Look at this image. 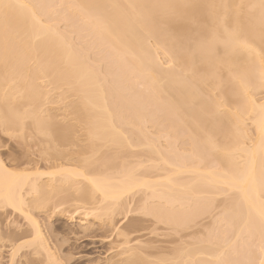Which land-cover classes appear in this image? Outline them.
Wrapping results in <instances>:
<instances>
[{
  "label": "bare ground",
  "instance_id": "bare-ground-1",
  "mask_svg": "<svg viewBox=\"0 0 264 264\" xmlns=\"http://www.w3.org/2000/svg\"><path fill=\"white\" fill-rule=\"evenodd\" d=\"M72 2V5L74 4L79 10L78 14H83L81 17L84 18V21L89 19L87 20L88 22L90 21L89 23L85 22L88 24V28L91 26L90 31L93 28L92 30L95 31V34L99 32L101 35L98 33L97 36L100 35L104 41L101 40L100 36L99 39L112 51L117 52V58L120 56L121 60H117L121 61L119 63L120 68L121 71L125 72H122L123 75L127 74V79L131 76L136 81H140L143 84V90L146 83V91H144L147 94L148 91L149 94H152V96L149 95L151 96L150 99L153 96V101L157 98V105L162 104V107L165 106V111L167 108L169 112L171 111L170 113L166 112L168 115H175L176 117L172 116V118H178L177 121L180 120L188 126L194 134H191L193 138L194 136H200L197 142L202 141V143H198L199 146L201 144L203 148L204 146L206 148L207 145L213 144V140H210L212 134L215 135L212 136L213 139L216 137L218 141H221L218 145H211L212 148L207 146L210 150L217 151V153L214 151V154L219 153L216 155L217 157L219 156V159H215V166L212 163L211 167L214 168L208 165L209 168L204 171L205 167L203 169L204 172L200 170L202 173L198 171L199 169L195 170L202 174L201 177L198 173L200 177L198 176L197 180L199 182L197 183L200 186L201 183L205 186L204 188L207 189L206 193L212 190L209 193L213 195V191L217 190L218 194L223 196H229L230 194L232 199L229 198L231 202L229 203L234 208V214L238 222L236 234L247 226L245 231L250 232L249 234L256 239L255 241L253 239V242L259 243V245L257 244L259 256L257 255L258 258H255V261H258L256 264H264V98L261 100L255 98L258 94L264 93V0H72ZM41 11L36 9L29 0H0V122L4 128L3 131L6 130V133L9 132L10 134L11 132V134L13 133L12 135L16 133V135L20 136L19 138L23 136L24 139L25 135H28L29 138L35 136L33 141H36V138L38 139L39 137L41 141L38 139L40 142L38 140L37 142H45L43 146L45 149L47 148L44 150L41 147L42 150L40 149V152L45 153V156L44 154V157H41V155L39 157L38 155L37 157L42 159L40 161L34 159V161H38L36 164L28 158L32 161L31 165L41 166V169L38 166L37 168L39 169L37 170L33 168L34 166L31 167V171L27 169L28 161H30L28 159H26L28 160L26 163H24L26 160L22 161L23 158L17 159L23 163L21 161L16 162V159L8 163L9 160L7 159L8 166L4 164V160L0 159V210L5 209L6 211L8 209L6 212L9 211L11 214L18 216L20 214L22 218L23 216L25 217L23 218L25 220H23L19 216L21 220H27L29 221L27 223L30 224L33 223V227L32 225L29 226L30 230L33 228L31 230L33 234L30 236L32 238H29L28 241H26L27 239L16 241L19 244L16 243L14 245L19 235L16 238H14L16 235L14 237L9 236L12 237L11 240L7 235L0 234L1 239L3 236L9 239V243L6 242L7 244L14 240L11 243L13 245H9L11 246L9 256L12 258L26 247L27 249L31 247L32 249H30L34 250L36 254L37 252L33 248H36V246L42 248L44 246V240L40 242L42 235L37 227L38 223L36 224L37 221H34L31 215L33 212L31 211L35 210V208L36 210L39 209L37 206L39 207L41 204L44 205L39 210L41 208L45 209L46 207L44 208V206L45 204L47 206L49 199L51 203L52 199L58 198V192L61 191L59 198H62V200L66 199L67 192L70 195L71 191H74V193H77H75V196L79 195L78 193L80 192V198L76 196V198L78 197L77 200L73 196L74 194H71L72 198L74 197L75 199L73 201L79 202V199H81L84 201L83 204L86 205L94 202V204H90L93 207L91 206L87 209L88 211L93 209L92 212L96 211L93 216H95V213L99 216L98 211L105 212L106 210V215L108 214L107 210L112 212L110 205L115 211L117 207L118 209L124 207L126 201L124 205L122 202L127 193L133 189L136 190L137 186L139 187L140 185L142 188L145 185L149 189L152 186L151 182L159 183L160 180L158 178V180L148 181V179L143 180L140 178L141 181H139L138 178L129 177L131 175L135 177L131 174V171L128 172L129 175L126 172L127 174L125 175L127 177L125 175L123 177L122 174V178L116 176L118 179L120 177L119 180L115 178V175L112 177V174L106 172V174L101 173L103 176L98 178L96 175L99 173L97 171L99 169H95L94 161L89 163L88 153L86 155L84 152L85 155H79L78 153L75 154L74 149L67 148L69 145L73 147L76 142L78 143L76 146H80V142L75 139L79 135L77 131H74L73 126L75 125L72 123L69 125L65 123V120V124L58 122V119L56 120L53 116L50 117L51 115L47 109L43 107V97L46 92L42 90L43 86L41 87L42 84L40 85V83L44 79H49L51 83L48 82L55 88L67 86L66 91L70 89L69 92L76 95L77 102H74L75 105H71V111L74 114V118L76 115L79 117L76 116L79 120L78 123L80 121L84 123L88 141H86V146L91 145L90 148L94 147V149L102 143V146L105 144L106 146L108 144H118L117 146L119 147L122 144H126L127 135L124 133L126 129L125 131L123 130L129 126L128 115H124L126 122L122 123V125L124 124L122 130L115 124L120 121L117 120L115 122L116 119H121L119 117L116 118V116H119L117 115L119 110L118 112L116 110L119 107L116 108L115 104L117 106L121 104L122 107L126 106L125 108L128 106L131 109L134 107L133 110L137 109L138 112H141L140 108L142 105L139 104L142 101L139 104L135 101L131 102L132 105L135 102L138 107L135 105L133 107L129 106L131 103H127V101L130 100L125 95L121 99L122 101L126 99L124 100L125 106L122 102L118 104L115 99L108 101V98L114 97L111 93L117 94L116 98L121 95L120 87H118L120 93L114 86L113 88L117 92L116 90L112 92V82L110 80L106 81V78H103L106 84L103 81L104 83L102 82L101 85L100 81H97L99 79H96L95 71L93 72L92 68L85 63H81L77 53L71 50L70 46L68 47L67 42V45L64 44L66 41L65 37L61 33L62 36L58 34L59 31H56L57 29L54 26L45 23L41 19ZM151 38L154 40L153 43L157 45L155 47L152 45L154 49L150 45H145L148 43L147 39L151 41ZM145 46L147 50L151 47L152 53V50H154L153 58L151 57L152 53L150 50L147 51ZM156 47H162L164 52L165 50L168 52L165 53L170 56V62L174 65H172L171 73L170 69L165 71V69L160 70L163 68L157 67L160 63H157L156 59L154 60L156 58L154 57ZM144 50L146 51L144 52ZM146 52H149L150 56H145ZM148 57L149 59L151 58V61H148ZM152 60L155 65L158 64L154 66L155 68L150 66L154 65ZM126 61L128 65L125 64ZM148 63L151 64L148 66ZM130 68L135 72L129 71ZM163 72L170 74L165 75ZM123 75H119V78L122 81H126V76ZM60 88L57 89L60 90ZM123 96L121 95V97ZM114 100L115 104H113ZM160 100H162V103H160ZM111 104L112 107L110 106ZM110 108L113 109L111 110ZM43 109L48 112V115L43 113ZM120 112L119 114H122ZM138 112L136 115L140 114L141 116L142 113L138 114ZM171 115H169V119H171ZM137 116L136 119L138 120H134L135 124L143 121V118L141 120ZM129 118L131 119L130 116ZM77 119L75 120L77 121ZM113 119L115 120L113 121ZM130 121L133 123V119ZM246 121L250 122L253 129L252 132L247 131L249 134H245L247 129L251 130L245 126ZM173 122L175 121L170 122L171 125L173 124L171 127L175 128L176 124L179 125L176 122L174 125ZM182 124L180 123V125ZM245 127L246 129H243ZM75 128L77 130V127ZM212 129L215 131L212 132ZM216 129L220 134L217 133ZM22 133H25V135ZM250 133H253L252 136ZM29 134L33 136L30 137ZM218 135H222L221 139H219L220 136ZM209 140L212 143H209ZM73 141H76L74 142L75 144H70ZM96 144L97 146H95ZM202 144L205 145L203 146ZM82 145L84 144L82 143ZM215 146H218V148H214ZM48 147L51 150L50 153ZM82 149L80 151H83ZM71 150L74 151L72 152ZM68 151H71L73 156L75 154L74 157L77 159L78 155L81 158L85 156V158L83 157L85 159L84 162H82L83 159H78L80 161L79 164L76 161L77 159H70L73 156ZM81 153L84 154L83 152ZM68 158L70 161L67 163ZM87 158L89 159L88 162ZM71 160L76 161V165H70L71 163L69 162H72ZM108 162L110 161L105 160L106 164ZM168 162H166V165H168ZM81 163L84 165L81 166ZM22 164L27 167L28 171L23 166L22 168L20 167ZM25 164L27 165L25 166ZM78 164L79 166H77ZM88 164L94 167L88 169ZM108 164L110 165V163ZM91 165L88 166L90 167ZM9 166L13 167V169L15 168V170L8 169ZM17 166L23 171L19 170V172H16V170L18 171ZM74 166L82 167L78 170L83 169L85 166V173H83L84 169L83 171H78L73 168ZM43 167L52 171L39 172L44 169ZM176 167H174L176 170L175 174H181L180 171H182L183 166L180 167L181 169L179 168L180 170ZM45 169L44 171H46ZM92 169L98 173H91ZM86 171L88 172L86 173ZM92 174H95V177ZM175 174L169 173L170 177L166 176L160 180L163 183H161L163 188H168L165 189V196L170 195L169 193L167 194L169 186L170 190L175 187V189L178 188L177 190H185L194 186V184H190V187L186 186V188L184 184L178 183V181H175L176 177L173 176ZM212 188L216 189L213 190ZM62 193H66L64 194L65 196ZM216 194L214 193V195ZM95 196L97 199H95ZM170 197L168 196V198ZM27 200L31 201V203L27 202ZM45 201L46 203H44ZM119 202L123 206L120 207ZM117 204L118 206L116 207ZM157 209H152L153 214L160 211H156ZM154 211L156 212L154 213ZM102 212L100 213L105 215ZM87 214L89 213L87 212ZM163 217L168 219V216ZM172 220L177 222L174 218ZM18 228V230L20 228L22 230L23 227L18 226ZM28 231L27 234L25 233L27 237H29ZM10 234L14 235L13 232ZM20 236L23 235L20 233ZM6 237L2 240H6ZM20 238L24 239L26 237ZM2 244L5 247L4 242ZM21 254L22 252L20 257ZM23 254L22 257L24 256ZM213 255L209 254L212 259ZM216 257L214 259L222 261L220 256L217 257L219 259ZM136 259H138V262L141 260L139 258ZM29 262L26 264H29ZM36 262V264H39V261ZM142 262H139V264H142Z\"/></svg>",
  "mask_w": 264,
  "mask_h": 264
},
{
  "label": "rangeland",
  "instance_id": "rangeland-1",
  "mask_svg": "<svg viewBox=\"0 0 264 264\" xmlns=\"http://www.w3.org/2000/svg\"><path fill=\"white\" fill-rule=\"evenodd\" d=\"M29 2L36 9L40 11L42 10L41 19H43L45 23H48L49 25L54 26L57 29L56 31H59V33L56 32L55 29L54 31L58 34L61 33L65 37L66 41L64 42V44H66L67 42L68 47L70 46L72 48L71 50L77 53L78 57L80 58L79 60L81 61V63L82 64L85 63L87 66L92 68L93 72L95 71L94 74L97 75L95 76L97 77L96 79H99L97 81H100L99 82L100 84L103 81L105 82V80L106 81L110 80V82H112L111 83L112 92L116 90L114 88H117L118 92L120 89L121 95L127 96L126 97L127 99L129 98L128 100L130 101H127V103L128 102L131 103L132 101H135L139 104L142 101V103L139 104V105H142L141 107L142 109L140 108L141 112L140 111L138 112L136 109L138 105L135 102H133V105L131 103V105L129 106H132V107L134 105L137 106L135 108L136 110H133L134 107L132 109L130 107L129 109L128 106L127 108H125L126 103L124 102V100L126 99H124L123 101L121 100L122 98H124V96L121 97V95H119L118 96L119 98L118 97L116 98L117 94L111 93V95H114L115 98L114 97L110 99L108 98V101L111 99H115L118 104L122 102L125 106V107H122L121 104L120 106H117L114 100L113 104L116 105V108L119 107L116 109L117 112L118 110L119 112L121 110L120 113L122 114H119L118 112L117 115L119 116H116V115L115 116L116 118L119 117L121 119H116V120L113 119V121L115 120L116 122L117 120H120L119 122H116V123L114 122V123L118 127L122 128V130H123V125H124V124L122 125V123L126 122L125 116L126 114L128 115L127 120H129L128 121L129 126L124 128L123 130L125 131L126 129L124 133H126L127 135V136L125 135L127 142L126 144L120 145L121 147L117 146L118 144L117 145L108 144L107 146L106 144L102 146L103 143L98 146L96 144L95 146L97 147L94 149V147L90 148L91 145L86 146L88 141L86 137L87 133L84 130V123H82L81 121L78 123L79 121L77 119L78 116L76 115L77 117L75 116L74 118V114L71 111L72 110L71 105H73L74 102H77L76 101L77 97H75L76 95L71 94L69 92L70 89L69 90L67 89L66 91L67 86L64 88H60V87L55 88V86H52L50 84L51 82L49 81V79L47 80L44 79L45 81L43 80V82L40 83V85L42 84L41 87L43 86L42 90L46 92V94H44L45 96L43 97V101H44V104H42L44 105L43 107L47 109V111L51 115L50 117L52 116L55 117L56 120L58 119V122L60 121L61 123L62 122L64 123V120H65L66 121L65 123L69 125L70 123H72L73 125H75L73 126L71 124V126L74 127V131H77V134L79 135L78 137H75V139L78 140V142H80L79 143L80 148L76 146V144H78L76 141H73L70 143V144H75L74 142H76V144L73 147L72 145H69L67 146V148L74 149L75 151L74 150H71V151L72 152L74 151L75 154L78 153L79 155H85V153L87 155L88 153L87 156L89 157L90 160L87 158L86 159L87 162L88 160H89V163H93L94 161L95 164L93 165H95V169L96 170L97 168L99 169L97 170L99 171V173L96 172V170L94 171L93 169L91 170L92 171L91 173H95V172H96L95 174L98 173L97 174L98 176L96 175V177L98 178L102 177L105 172L108 174L109 173L112 174V177L115 175V178H117L118 176H120L121 178L122 176L127 177V175L125 174L131 171L132 172L131 174L135 176V177H133L132 175L129 176L131 178H135V179L138 178L139 181H141V179L143 180L148 179V181L149 180L154 181V180H158V178H160L161 180V178L164 179L166 176L170 177L169 173L170 174L176 173V170L174 167L177 166L176 168L179 169L180 167L183 166L182 169L180 168L182 170L180 171L181 174L177 173L173 175L176 177V180L175 179L174 180L178 181V183L184 184L185 187L189 186L190 184H194V186L193 188H189L185 190H177L178 188L175 189L176 187L174 189L171 188L172 190H170V186H169L170 192L167 191V194L169 193L170 195L168 196H171V197L168 198V196H165L166 195L165 189H168V188H163V185H162L163 183L160 182V180H159V183L157 181H155L157 183L151 182L152 186L149 184L148 181H146L147 184H149L153 189L150 186L149 187L151 189L150 188L148 189L146 188L145 185L144 187L141 188V186L139 185V187L138 186L136 187V190L133 189L132 191L127 193L126 197L124 196L125 197V199L123 198L124 201L123 202L121 201L123 205H124V202L126 201L125 206L122 207L123 209L122 208L118 209L117 206L119 203H120L119 204L120 207L123 206L121 205L122 203L119 202L116 205L117 207L116 211L113 210V207H111L110 205V209L112 208V212H109L107 210V213L109 215L108 214L106 215V210L105 212L98 211L99 216L97 213H95V216H93L94 215L93 213L96 212V211L92 212L93 209L92 210L90 209L91 212H89L90 210L88 211V209L92 206L90 204L91 203L94 204V202H91V203L85 202L89 204V205H86V204H83L84 201L81 199H79L81 202L78 200L80 203L77 201H76L77 203L73 201L75 200L74 197L76 198V196L80 198L79 195L81 193L79 191H78L79 195H76V196H75L76 192L74 193V191H71L74 194L73 198L71 196L72 193L70 191H69V193H71L70 195H68V192L67 194L62 193L63 195L66 194L67 196L65 199L63 195L61 194L65 200L64 199L62 200V198H59L60 196L59 194L61 192L60 191L57 193L58 195L56 194L58 198L52 199L51 203L49 202L50 201L49 199L48 201L49 203L47 202V206L46 204L44 206V208L46 207L45 209L41 208V210H39L40 207L44 205V204H41L39 207L37 206V208H39L37 209L38 211L36 210V208L35 210H33L34 209L33 208L31 209L33 210L31 212L33 213L31 214V212H29L33 216L34 221L35 222L37 221L36 224L38 223L37 224L38 226L37 225L36 226L38 227L42 235L40 242L44 240L45 243L42 242L44 246L42 248L36 246V248L38 247L37 248L38 250L40 249L39 251L35 247L33 248L38 253V254L36 253L37 255L35 254L34 250H33L34 252L31 250L32 249L31 247H30L31 249L30 248L27 249L26 247L25 248L26 250L24 249L22 251H19L18 254L15 255V257L13 256V258L9 256L11 252L10 251L11 246L9 245L14 240L11 241L12 237H9V236L14 237L16 235L14 237L16 238L17 235H19L18 236L19 239L16 238L14 245H16L18 240L21 241V240L27 239L26 241H28L29 238H32L30 236L33 234L31 231L33 228L30 230L29 226H31L33 223L32 224L27 223L29 222L27 220L23 221L25 220L23 219L25 217L23 216L22 218V215L20 214L19 216L23 220H21L19 216L16 214H13V213L11 214L9 211L6 212L8 209H6V211L5 209L4 210L1 209L0 210V215H1L0 216V234L3 233V235H7L9 239L11 238L10 240L11 243L7 244L6 242L9 243V239L6 236L2 235L3 236L2 239H4L5 237L8 239V240L7 239L2 240L1 235H0L1 244L2 242H4V244L6 243L5 247H3L4 246L3 244H2L3 246L0 244L1 246L0 247V264H10L11 260H12L11 264H21V262L22 264H26L27 262H29V260L31 262V263L29 262V264H32V262L33 264H36L37 263L36 261H39L38 262L39 264H139V262L141 263L142 260H143L142 264H205L206 262L210 264V261H211V264H215V263L217 264H225V263L226 264H238V263L239 264H256L258 262L255 260L258 258L257 255L259 254V251H258L259 249L257 248L259 243L253 242V239L254 241L256 239L252 237L251 234H249L250 232L248 233V231H245V229L247 230V226H245L246 228L243 229L241 232L236 234L238 222L234 214V208L230 204L231 203L229 200V198L231 197L230 194L229 196H226V195L223 196L222 194H218L217 190L216 191L214 190L216 188H212L214 190L213 195H212L209 193L212 190L206 193L205 191H207V189L204 188L205 186H203L201 182H200L201 186L199 185V183H197L199 182V180L197 179L200 174L198 171L200 170L203 171V169L206 167L204 169L205 171L206 169L209 168L208 165H210L211 167L215 159L217 158L219 159V156L218 157L216 156L219 153L214 154L215 152L217 153V151L215 150L212 151L209 148H212V146L214 145H218V143L221 141H218L216 137L215 139H213L212 136L214 134H212V136H210V140L211 139L213 140L212 141L213 144H210V145L206 144L207 146H211V145L212 146L209 148H207L206 146L205 148L204 146L205 144L204 145L202 144L204 146L203 148L201 144L200 146L198 144V143H202V141L197 142V140L200 139L199 138L200 136L199 137L194 136L193 138L194 134L192 133L191 129L188 126H186L182 121L180 120L177 121L178 118H175V119L172 118L173 115L169 114L171 115L170 116L171 119H169V115L168 113H166L169 111L167 107H166L167 110L166 111L164 110V107H165L164 103H163L164 107L161 106L162 104L157 105L158 104V102L156 103L157 98L156 100H154L155 101L154 102L153 101L154 96L153 98H151L152 99L151 100L150 97L152 96V94H149V91H148V94L147 92H145L146 91L145 82H143L145 83V86H144L145 91H144L143 84L140 81L138 80L136 81L131 76L129 79H127V74L123 75L122 72L124 71H121L120 64H119L121 61L119 62L117 60V59L121 60L120 56H118L117 58V55H118L116 54L117 52L114 50L112 51V49L108 48L102 42L104 40H102L100 36L101 34L99 32L98 33L100 34L99 36L102 41L99 39V36H97L98 33L96 34L94 33L95 31L92 30L93 28L90 31L91 26L90 28H88L89 26L87 24L90 22V21L89 22L87 21L89 19L85 18L87 19L85 20L87 21V23L84 21V18L81 17L83 16V14L82 13H80L81 15L78 14L79 10L78 8L74 6V4L72 5V3H74L72 2V0H29ZM148 39L147 41L149 44L145 42L147 43L145 45L146 46L150 45L154 49V47L157 45L153 43L154 40L152 38H151V41H149ZM151 47H149V50ZM156 48H155L156 50H155V56H154L156 58H154V60L156 59V62L160 63L161 67L158 64H157L158 66L155 65L154 64L155 62L153 60L152 62L154 65L153 66L150 65V66L151 67L157 66L159 68H163L160 70L165 69V71L169 69L171 70L174 65L170 62L171 60V58L169 59L170 56L166 54L168 52L165 50L166 52L165 53L162 47L161 48L156 47ZM146 50H144V52ZM152 51L154 53V50ZM148 53L146 52L145 56L147 55L150 56V54ZM153 53L151 54L152 58H153L152 55H154ZM122 59L124 60V58ZM147 59L148 61L149 60L151 61V58L149 59L148 57ZM125 64L128 65L127 61L125 62ZM125 64L123 65L125 66ZM149 64L151 63H148V66ZM130 69L129 71H133L132 69L131 70ZM157 71H159V69H157ZM134 72L135 71H133V73ZM171 72L172 70L170 71V73ZM129 73L131 74V72ZM164 73L165 72H163V74ZM121 74L123 76H126V79H127L126 81H122L121 78H119V75ZM168 74L165 73V75H168ZM103 78H106V79L103 80ZM118 87L120 88L118 89ZM57 88H60V90ZM147 95L148 96L151 95V96L148 97ZM255 98L257 100H261L262 98H264V93L258 94ZM160 103H162V100H160ZM110 106L112 107V104ZM123 108L127 110L129 109V110L128 111L126 110L127 111L126 112L124 111L125 109L123 110ZM110 109L112 110L113 108H110ZM114 110H115V106H114ZM114 110L113 112L115 113L116 110L115 111ZM44 111L46 110L43 109V113L48 115V112L46 111L47 112L46 113ZM134 111L136 112L134 113ZM137 112L138 114L142 113L141 116L140 114L138 116L141 120L143 118V121L142 122L136 121L137 123L135 124L134 120H138L136 119ZM129 116L131 117V119L129 118ZM173 117H176V116L174 115ZM75 119H77V121ZM132 119H133L134 124L132 123V121H130ZM172 119L175 122L177 121L176 123H179V125H177L175 122H173L174 125L175 124L177 125V126L176 125L174 126L175 128L171 127L173 125V124L172 125L170 124V122L173 121ZM180 123L181 124L183 123V124L180 125ZM245 123H246L245 126L251 130L247 129L246 133L245 132L244 133L249 134L247 133V131L252 132L253 130L252 126L250 125L249 121H246ZM125 125L127 124L125 123ZM75 127H77V130H75L76 129ZM246 127L243 129H246ZM3 130L4 128L2 127L1 122H0V159L6 162V163L4 162L6 166H8L7 164L8 160H9L8 163L11 160L14 161L15 159H16V162L17 161L20 162L21 160L20 161L17 160L20 158L21 159L23 158L22 161L28 158H30L33 161L34 159L40 161V159L42 158L39 159L37 156L38 155L39 157L40 155L41 157L45 156V153H42V151L40 152V149L42 150L41 147H43L44 150H46L47 148L45 149V147L43 146V144L45 145V142H41L42 145L41 143L37 142L39 137L38 139L36 138V141H33L35 140L34 138L35 136H33L32 134L31 136H33V138L29 134V136L32 138L31 139L28 137V135H25V133H22L23 135H25V139H24L23 136L19 138L20 136H18V134L16 135V133H14V135H16L17 137L12 135L13 133L11 134L10 132V134L12 135L11 136L9 132L6 133V130L5 131ZM214 131L215 130H213L212 132ZM217 133H219L218 130H217ZM252 134L250 133L251 136ZM218 136H220V138L219 137L218 138L221 139L222 135H218ZM83 139L85 140L84 141L85 143L83 142ZM210 140L208 142L212 143L210 142ZM82 143L85 145V147L84 145H82ZM204 143H207V142H204ZM214 148H218V146L217 147L215 146ZM49 149L50 148L48 147V151L50 153L51 150ZM80 149H82L83 151H80ZM92 149H94V151H92ZM65 150H66V147H65ZM78 150L80 151V153L81 152L83 153L85 152V153L80 154ZM71 151H68V152H70L71 154L72 153ZM79 155L77 156L79 160L83 159V157L85 158V156H82L81 158L79 157ZM107 155H109V157H107ZM72 156H73V153H72ZM74 156L72 158L70 157L69 158L73 160L75 158ZM161 157L169 161L167 163L168 165H166L167 161L165 159L163 160V158ZM69 158L67 160V163L68 161H70ZM76 159L77 158H75V160ZM78 159L76 161H78ZM28 160H26L25 162L23 161V162L26 163ZM31 160L28 161V165L25 164V166L27 165L28 168L24 167L23 164L20 165V167L22 168L23 166L26 171H28L27 169H30L29 171H31L32 166H34L33 168H36V170L41 167L39 165L37 166L35 165L36 162L38 161H34L33 163L35 164L31 165L32 163ZM84 160L85 159L81 161L84 162ZM91 160L92 162H90ZM105 160H109L110 162L108 163H110V165L108 163L107 165L105 163ZM163 161L164 162L166 161V162L164 163ZM75 162L72 161L69 163H71L70 165H76ZM78 162L80 164V161ZM79 164L77 166H79ZM82 165L84 164L81 163V166ZM88 165H91V164H88ZM88 165H87L88 169L94 167L92 165L89 167ZM38 166L39 168H37ZM81 166L80 168H82ZM214 166H215V163H214ZM20 167L19 166L16 167L18 169V171L16 170V172H19V170L23 171V169L21 170ZM9 168H11L10 170H15V168L13 169V167L11 166H9L8 169ZM73 168H75L76 170L80 169L79 167H76V166H74ZM211 168H214V167H211ZM44 169L40 170L39 172L52 171L48 169H45L46 171H44ZM83 169L78 170V171H83ZM196 169L197 170L199 169V170L195 171ZM215 169H218V168H215ZM85 170L86 169H84L83 173H85ZM88 171H86V173ZM95 174L94 175L92 174V176L95 177ZM200 176L202 177V174H200ZM172 178L170 179L172 180ZM123 179H126V178H123ZM166 185H169V184H166ZM165 187H168V186H165ZM214 193H217V194L214 195ZM56 195L55 197H57ZM95 199H97L96 196H95ZM27 202L31 203V201L29 200H27ZM44 203H46V201ZM56 205H59V206H56ZM54 206L57 208H55ZM82 206L85 209L82 210L81 209L83 208ZM52 207L55 209L53 210ZM29 208H32V207H29ZM153 208L154 210L155 208H158L156 211L160 210L159 212H157L160 215L157 213L153 214V210H152ZM84 210H86L85 211L86 213L84 212ZM156 211H154V213ZM87 212L89 214H87ZM100 212L104 213L105 215H102ZM9 213L11 214V216ZM163 216L165 217L168 216L167 217L168 219L166 218L164 219ZM171 218L176 219L177 222L175 220H172ZM173 221H175L176 223ZM14 225L17 227V229ZM18 226L23 227L22 230L20 228L21 230L20 233L26 238L24 239L20 238L23 236H20V233H19L20 230H18L19 229ZM26 229L27 231L28 230L31 231V233H29L28 231L29 237L26 236L27 234ZM10 231L13 232L14 235L10 234L11 233ZM6 245L7 247L8 246L9 247L7 248ZM45 246L46 248H44ZM21 252L22 254L24 253L23 255L26 258L24 256L22 257V254L20 257ZM34 254L36 255V257ZM209 254L211 255L214 254L213 259L217 255H218L217 257L220 256V259L222 261L216 260V259H214L216 260L214 261L211 258L212 256L210 257ZM136 258H139L141 260H139L138 262V259Z\"/></svg>",
  "mask_w": 264,
  "mask_h": 264
}]
</instances>
